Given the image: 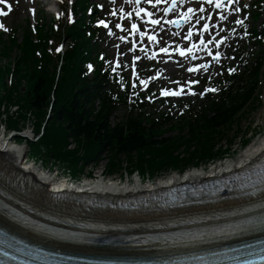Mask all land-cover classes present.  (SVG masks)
Wrapping results in <instances>:
<instances>
[{"label": "trees", "instance_id": "1", "mask_svg": "<svg viewBox=\"0 0 264 264\" xmlns=\"http://www.w3.org/2000/svg\"><path fill=\"white\" fill-rule=\"evenodd\" d=\"M71 32L85 36L76 26ZM84 43L81 38L69 48L59 72L57 62L47 53L40 64L35 47L22 48L21 58L14 63L0 62V122L16 132L31 123L40 135L35 141H25L32 154L44 162L65 165L74 176L81 175L90 163L106 160L110 176L139 173L156 178L234 152L232 142L241 132L235 126L248 106L252 108L251 102H256L261 62L253 65L249 81H242L237 90L199 116L183 117L176 124L133 115L114 121L111 99L100 81L84 74ZM11 51L4 48L0 52L9 59ZM71 144L74 148H69Z\"/></svg>", "mask_w": 264, "mask_h": 264}, {"label": "bare ground", "instance_id": "2", "mask_svg": "<svg viewBox=\"0 0 264 264\" xmlns=\"http://www.w3.org/2000/svg\"><path fill=\"white\" fill-rule=\"evenodd\" d=\"M25 155L27 151L24 152L21 146L0 140V226L13 232L16 237L25 238L30 244L32 242L80 254L162 256L202 249L212 243L181 247H160L159 244L151 246L143 244L105 245L96 241V243H90L84 241V234L74 237L65 232L38 228L34 223H29L27 218L31 217L75 230L78 229L74 224L81 220L91 226L88 229L79 228L82 232H90L93 236L126 233L131 235L133 240L140 242L146 238L147 232L162 231L161 229L153 230L155 226L167 225L191 216L226 215L264 201L258 195L242 197L231 196L227 193V196L208 199L204 203H194L188 206L161 208L151 205L134 210L93 206L84 201L85 198L91 199L92 195L118 197L119 199L144 192L154 195L155 189H164L174 183H197L206 180L205 178H212L214 175H225L232 170H239L252 160L264 155V135L250 143L237 157L226 159L208 170L194 168L183 175L175 173L151 184H141L138 179L134 183L129 181L123 183L114 179L105 181L100 177L94 182L87 181L83 184L82 187L86 190L84 194L75 188H70V183L65 180L52 182L54 177L49 172L37 168L36 164L23 163ZM56 193L63 195L57 197L56 200L53 198ZM247 216L252 217L250 214ZM215 222H217L216 219ZM113 225L124 230H115L112 228ZM103 226L106 228L104 229ZM251 233L252 231H249L241 235L247 237L252 235ZM133 240L132 243H135ZM228 241L229 239H223L218 244Z\"/></svg>", "mask_w": 264, "mask_h": 264}, {"label": "snow or ice", "instance_id": "3", "mask_svg": "<svg viewBox=\"0 0 264 264\" xmlns=\"http://www.w3.org/2000/svg\"><path fill=\"white\" fill-rule=\"evenodd\" d=\"M132 2H134L137 5H140L142 3V0H132ZM146 2L148 4H153L154 0H146ZM163 2V0H155V3L157 5L161 4ZM233 2V0H228V4H231ZM238 2V0H237ZM0 3H7V0H0ZM178 3H183V0H171V3L168 7H166L164 10L165 11H169L171 12L177 5ZM207 4H215V7L217 9H220L222 7V0H206ZM224 7H227V5H223ZM11 4H8V9L9 11L11 10ZM245 7H247V5H245ZM233 12L239 13L242 11L241 8L239 7H234L231 9ZM121 11H123V9H121ZM200 12H204V8H200L199 9ZM147 12V16L148 19L151 21V23L153 25H158L160 23L159 19H153V13L148 11L147 8L144 7H140L138 9V11L135 13L136 15H140L141 13H145ZM194 12V9L192 7H188L187 8V14L181 13L180 16H177L176 19L174 20H170L169 23H173V24H177L179 25V23L182 20H187L189 18V15L192 14ZM8 13L6 11H4L3 8H0V15H7ZM128 16H132L133 13L129 12L127 13ZM221 19L223 20L224 17L221 16ZM199 19L197 20V23H199ZM235 23L237 25L243 26L245 24L244 19H237L235 21ZM98 24L100 25H104L105 28H108V24L105 20L101 19L98 20ZM114 27L120 28L122 27L121 24H115ZM138 24L137 23H132L131 24V28L132 29H138ZM210 28V25L207 23L203 24V29L205 31H208ZM0 29H5V26L3 23H0ZM7 30V29H5ZM231 31L233 33H235L237 31L236 28H232ZM109 32L111 33V29H109ZM243 34L245 36L249 35V33L247 32V30L245 29V31L243 32ZM141 37H143L144 35H146V33L141 32L140 33ZM192 37V32L189 31L188 35H187V39H191ZM151 39H156L155 36L150 37ZM226 39V37L224 38ZM213 40H215V37H213L212 39H209L207 41H205L203 38H200V45H205L207 44H211L213 43ZM221 43V41L216 40V44L219 45ZM195 48H197V45L193 44L192 48H187V47H181L179 49H173V51H179L180 56H184L186 53L188 52H192ZM57 51H60V48H57ZM161 52H167L169 51L168 48L165 47H161L160 48ZM211 51V50H209ZM221 53L219 51L215 52L214 54V58H220ZM103 58V57H102ZM136 59H139L140 57H135ZM89 69L92 68V65L88 66ZM204 67L203 65H196L195 68H189V71H194V70H199L200 68ZM113 71H115V69H113ZM229 72H233L235 71L234 68H229L228 69ZM157 76H159V73H156ZM149 79H140L139 80V84L143 85L145 88H147L148 83H149ZM174 83H176L178 85L177 88H173V89H169V88H162L160 90V94L164 95V96H168V95H182L184 94V88L187 87L188 90L190 92H192V94H195V90L191 87V85L194 84H198L199 80H194V79H190L188 80L187 84H182L179 81H174ZM123 86V83H122ZM136 86V81L133 80L132 82V87ZM208 89H205V91H207ZM212 91H215V89H212ZM203 93H201L202 95ZM133 95H137V93H133ZM149 99L153 98V97H148ZM237 180L240 181V186L241 187H247L251 189V192L248 193V195L250 196H259L261 199H264V167H260L257 170L253 171L251 174L249 175H245L243 177H237ZM38 228H41L42 226L37 225ZM234 227L238 228L241 231H261L264 232V204L261 205V211L260 214L258 215L257 219L255 220H244L242 222H240L238 225H234ZM264 243V242H262ZM16 253H23L24 256L26 257L24 260H22L20 262V264H37V262L39 261L40 257L43 255V249H36L34 247H32L29 244H26L25 241L23 240H17L15 237H11V242L8 243L6 245V247L4 248H0V254H3L4 257L7 258L6 261H0V264H10L11 261H15L18 260L19 257L18 255H16ZM250 255H252V253H250ZM257 256V259L259 260L260 264H264V247H262L260 249V251L258 253L255 254ZM240 264H256V261L254 260H242L240 262Z\"/></svg>", "mask_w": 264, "mask_h": 264}, {"label": "rangeland", "instance_id": "4", "mask_svg": "<svg viewBox=\"0 0 264 264\" xmlns=\"http://www.w3.org/2000/svg\"><path fill=\"white\" fill-rule=\"evenodd\" d=\"M44 10V9H43ZM28 13H26V15H24V13L21 11V9L19 8L15 15H13V18L11 19L10 23L12 25H15L19 22H21L22 24L26 22L27 18H28ZM46 16L48 18H51L50 15L46 12ZM115 43V42H114ZM114 43H113V46L111 47L112 49V53H113V49L115 50L114 48ZM260 99H261V106L258 108V109H255L252 111V109H250V111L245 114V116L239 121V126H241L242 130H248V128L251 126L252 128H254V130L257 132V135H254L250 141V143L252 142H255L256 140L260 139L263 135H264V81H263V84L260 88ZM196 101L200 102V100L197 98ZM15 108V107H14ZM16 109V108H15ZM120 114V112L118 113ZM29 126H27L25 128V130L22 132V134H27L29 135L30 137H32V131H31V128H32V124H28ZM2 130V128H1ZM248 132H250V130H248ZM2 135V133H0V136ZM27 137V136H26ZM14 142V141H13ZM20 144V146L23 148L24 152L27 151L28 153V146L26 145V143H20V142H17ZM223 143H225V141H223ZM240 137H237L235 140H234V149H235V153L231 156H228L226 159H231V158H235L237 157L247 146L245 147H241V144H240ZM249 143V144H250ZM13 144V143H12ZM29 154V153H28ZM31 156L33 157H36V155L34 154H31ZM224 159V160H226ZM224 160H221V161H216L214 162L213 164H211L209 167L210 169L217 166L218 164L224 162ZM33 161L32 158H29V160L27 161L28 164H31V162ZM25 161L23 160V163ZM37 162V168L39 169H42V163L40 161H36ZM105 164H106V161H100V162H93V163H90V165H88L85 169H84V173L81 175V177L79 179H81V182L82 183H85V182H94L97 178L99 179L100 177L102 178V172L105 168ZM55 165H51V164H46V165H43V168H44V172H48V168H51L52 170H55ZM207 166L206 169L209 168ZM60 170H62L61 168H59ZM193 168H190L189 170H191ZM200 169V168H199ZM88 172H92L93 175H92V179H87L86 175ZM173 174L175 173H172V174H165L163 175V177H160V178H152L153 182H156L158 181L159 179L161 178H168L170 176H172ZM111 178V179H110ZM110 178H106L105 181H109V180H116L118 182H123V183H126L127 179L126 178H120L119 175H115L113 177H110ZM131 178H133L134 180H137L138 179V175L137 174H134ZM130 178V179H131Z\"/></svg>", "mask_w": 264, "mask_h": 264}]
</instances>
